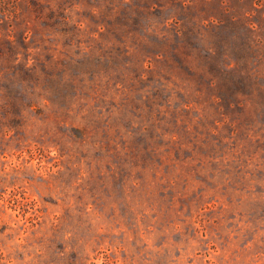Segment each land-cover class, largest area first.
<instances>
[{
  "label": "rangeland",
  "instance_id": "rangeland-1",
  "mask_svg": "<svg viewBox=\"0 0 264 264\" xmlns=\"http://www.w3.org/2000/svg\"><path fill=\"white\" fill-rule=\"evenodd\" d=\"M0 264H264V0H0Z\"/></svg>",
  "mask_w": 264,
  "mask_h": 264
}]
</instances>
